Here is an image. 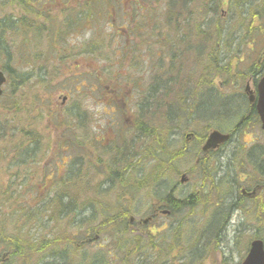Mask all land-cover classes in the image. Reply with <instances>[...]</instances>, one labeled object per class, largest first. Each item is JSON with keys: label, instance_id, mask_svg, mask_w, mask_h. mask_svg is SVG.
I'll return each mask as SVG.
<instances>
[{"label": "rangeland", "instance_id": "rangeland-1", "mask_svg": "<svg viewBox=\"0 0 264 264\" xmlns=\"http://www.w3.org/2000/svg\"><path fill=\"white\" fill-rule=\"evenodd\" d=\"M33 1L0 0V69L11 80L0 101V236H23L33 251L46 252L29 261L20 246L6 264H75L81 258L94 264H242L254 238L264 240L261 203L239 210L241 188L231 185L253 173L252 184L264 180V133L244 96L246 83L254 88L264 69V57L258 65L264 0H174L173 13L171 0ZM74 10L77 23L69 20ZM117 30L129 35L117 39ZM21 43L29 46L25 61L13 53ZM62 47L67 52L57 58L53 51ZM40 54L43 63L36 62ZM244 120L250 123L205 174L179 186L180 176L190 174L188 159L180 156L185 135L204 139L213 128L228 133ZM37 138L51 154L61 145L68 152L38 157L26 171L10 166L14 143ZM117 152L127 154L123 162ZM163 154L176 159L162 168ZM116 172L126 174L125 186L111 185ZM73 185L76 203L67 211V194L60 196L67 207L59 214V196L51 195ZM45 186L50 194L38 199L34 191ZM174 187L179 192L170 196ZM168 197L184 202L175 217L131 236L105 229L100 241L86 244L106 217H143ZM49 198L46 228L18 223L23 202L35 213ZM7 250L0 238V257Z\"/></svg>", "mask_w": 264, "mask_h": 264}, {"label": "flooded vegetation", "instance_id": "flooded-vegetation-1", "mask_svg": "<svg viewBox=\"0 0 264 264\" xmlns=\"http://www.w3.org/2000/svg\"><path fill=\"white\" fill-rule=\"evenodd\" d=\"M250 116L252 117L254 123L259 124L260 128H261V124L259 121V118L257 116L256 113V109L251 107V111H250ZM250 123L248 120H245L242 123H239L236 127V130H232L230 131L231 134V140L223 146H220L218 149L208 152L206 155L203 154L202 157L196 156L197 153V146H191V147H187L186 149V153L188 154L189 157V163H190V174H189V180L188 182L191 180V178H193V176L198 175L200 172H204L205 168H207V165L214 159L219 157V155H221L224 150L229 147L234 140V137H236L237 135H239V128H242L241 131H244V125L243 124H248ZM264 133V132H263ZM191 145H194L191 144ZM203 142H200V147L202 148ZM248 146V144H243ZM245 150V148L243 147L242 152ZM202 151V149H201ZM192 176V177H191ZM253 177H254V173L249 175L247 178L241 177V179L238 182H232L233 184H231L232 186H236L238 188H241L240 190V196L237 198V203L236 206L237 208L240 210L243 206V203L246 204V206L249 205H258L259 203H261V207H258V211L263 207L264 208V180L261 182H257L254 185L251 183V181H253ZM215 180H217V178H214ZM254 185V186H253ZM189 201V199H187ZM191 203V202H189ZM163 206H161L159 208V213L161 212ZM218 207V205L216 206V208ZM235 211V210H234ZM232 211V212H234ZM161 215V213H160ZM220 218V217H219ZM217 219V217H216ZM217 222V221H215ZM214 222V223H215ZM214 225V224H213ZM212 225V226H213Z\"/></svg>", "mask_w": 264, "mask_h": 264}, {"label": "water", "instance_id": "water-1", "mask_svg": "<svg viewBox=\"0 0 264 264\" xmlns=\"http://www.w3.org/2000/svg\"><path fill=\"white\" fill-rule=\"evenodd\" d=\"M5 82V77L3 73L0 72V96L2 94L1 87ZM246 92L250 95V101L253 102L254 97L249 86L246 88ZM258 94L259 98L257 103V110L259 115L261 116L264 129V75L258 85ZM229 139L230 136L222 135L219 132H213L208 138V141L204 147V151L207 152L209 150L216 149L221 144L226 143ZM145 223L147 224L148 222L146 221ZM243 264H264V248L262 242L255 241L251 245L250 253Z\"/></svg>", "mask_w": 264, "mask_h": 264}, {"label": "trees", "instance_id": "trees-1", "mask_svg": "<svg viewBox=\"0 0 264 264\" xmlns=\"http://www.w3.org/2000/svg\"><path fill=\"white\" fill-rule=\"evenodd\" d=\"M49 1H51V0H49ZM49 1H48V2H49ZM142 1L147 2L148 0H142ZM173 1H174V0H171V9H173V6H172ZM89 2L94 3L93 0H90ZM129 2H131V1H128V3H129ZM137 4H140V3L137 2ZM85 6H86V5H85ZM124 6H125V5L122 6V12L125 10V9H124ZM83 10H84V12H88V13H90V10L88 11L86 7H85V9H83ZM77 11H78V10L71 11V16L69 17V20H70L71 22H72V21H74V22L76 21V20L73 19V15H74ZM170 13H171V12H170ZM172 13H173V12H172ZM172 13H171V14H172ZM90 14H91V13H90ZM93 14H94L95 16L97 15L96 7H95V9H94V11H93ZM74 16L76 17V15H74ZM18 102H19V101H17V103H18ZM159 152H160V150H159ZM13 155H14V156H18V158L20 159L21 163L24 164V163L30 161L29 158L31 157V151H29L28 148H25V149H23L20 153H14ZM161 157L164 158L163 162H162V159H160V166H161L162 168L165 167V166H167V165H169V164L171 163L168 154H165V156H164V154H163V155H161ZM0 238H1V236H0ZM22 244H23V246H24L25 248H27V249L30 248V247H28L27 243H23V240H21V239H15V240L12 241L11 246H12L13 248H16L14 254H16V253L18 252V248H19V246H21ZM18 245H19V246H18Z\"/></svg>", "mask_w": 264, "mask_h": 264}, {"label": "bare ground", "instance_id": "bare-ground-1", "mask_svg": "<svg viewBox=\"0 0 264 264\" xmlns=\"http://www.w3.org/2000/svg\"><path fill=\"white\" fill-rule=\"evenodd\" d=\"M203 173L205 174V171Z\"/></svg>", "mask_w": 264, "mask_h": 264}]
</instances>
